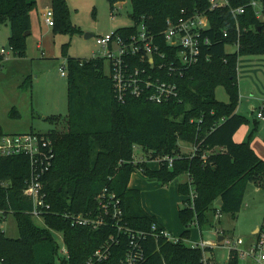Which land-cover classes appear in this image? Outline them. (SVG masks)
Wrapping results in <instances>:
<instances>
[{"label": "trees", "instance_id": "trees-1", "mask_svg": "<svg viewBox=\"0 0 264 264\" xmlns=\"http://www.w3.org/2000/svg\"><path fill=\"white\" fill-rule=\"evenodd\" d=\"M118 1L107 0L110 12ZM128 1L134 25L113 31L126 34L142 22L151 33L159 35L166 18L179 17L182 9L201 10L208 18L206 34L211 44L196 63L169 76L178 86V97L162 103L137 97L119 102L104 72V58L67 57L66 129L46 133L53 141L54 158L43 176L50 204L41 216L43 226L32 220V202L25 192L27 157L0 155V212H12L19 230L17 238L0 230V264H55L56 258L61 264H86L108 236L116 234V227L106 225L92 230L71 225L62 214L97 209L96 196L104 187L120 198L122 220L129 228L148 230L155 223L163 229L142 207L140 190L128 186L136 168L161 184L179 174L187 175V180L177 186V191L186 196L178 208L183 230L176 241L161 235L148 236L143 242L144 264H205L206 248L191 247L185 241L190 236V225L196 221L202 230L210 209L216 214L236 215L249 183L264 189V159L250 145L253 129L244 140L233 139L235 131L248 120L236 112L238 59L241 55L264 54V20L256 17L248 0H230L228 6L216 9H208V0ZM260 2L264 4V0ZM239 5H244V11L234 16L231 8ZM35 6L36 0H0V25L9 24L8 45L16 56L25 55L30 11ZM51 9L54 32H80L69 18L66 0H51ZM157 41L161 49H167L160 39ZM228 44L236 45L235 51H226ZM1 61L2 57L0 66ZM164 77H168L166 73ZM219 85L224 87L228 101L216 98L215 88ZM181 143L191 150H185ZM135 146L148 158H158V167L151 169L145 161H135ZM166 156L173 158L170 166ZM190 190L195 194L192 199L188 196ZM218 198L222 199L220 206L215 205ZM55 233H60L62 245ZM118 238L111 255L92 264H118L128 237L120 232ZM217 264H239L237 249L231 248L228 259Z\"/></svg>", "mask_w": 264, "mask_h": 264}, {"label": "rangeland", "instance_id": "rangeland-1", "mask_svg": "<svg viewBox=\"0 0 264 264\" xmlns=\"http://www.w3.org/2000/svg\"><path fill=\"white\" fill-rule=\"evenodd\" d=\"M69 18L79 27L80 32L68 33L53 31L42 39V49H37L35 36H31L24 56H16L8 45V39L0 34V48L6 49L0 66V127L6 133H23L34 131L47 133L56 129H66L67 113V75H62L60 67H66L67 57L89 58L99 50L95 43V35L105 34L115 28L131 26L134 22L130 16L131 5L128 0L116 2L113 13L107 0H71L68 3ZM8 27L9 24H7ZM5 24L1 27L4 28ZM46 29V28H45ZM93 34L86 37V33ZM236 45H226V51H235ZM39 54V55H38ZM254 55V54H253ZM261 55V54H255ZM246 56L242 55L241 57ZM65 72L67 69L65 68ZM104 72L108 75V61L104 62ZM25 84V85H24ZM215 96L222 101H228V95L223 86L215 88ZM52 115L61 117L53 120ZM182 146L186 144L181 143ZM134 159L145 161L151 169L157 168L159 159L148 158V155L138 146L133 148ZM186 180L185 174H179L167 184H161L154 178L144 175L140 169H135L129 178L131 186H137L145 203L150 204L157 212L164 215L173 230L183 225L178 216V208L183 206V196L177 191L180 182ZM183 198V199H182ZM176 210L174 211V209ZM207 221L201 232L203 239L213 242V249H205V262L214 264L223 260L230 246L236 243V248L242 250L238 261L249 254L256 239L255 229L264 222V189L249 183L243 197V203L236 215L230 212L216 214L213 209L206 212ZM38 226H43V219L32 216ZM0 230L10 238L19 234L16 217L12 212L1 214ZM177 232L176 234H178ZM56 239L62 245L60 233H55ZM200 230L194 221L190 225V236L187 241H198ZM222 237L219 239V237ZM237 241L239 243H237ZM188 243V242H187ZM63 253V251H62ZM64 254V253H63ZM245 254V255H244ZM239 261V264H241ZM55 264H61L58 258Z\"/></svg>", "mask_w": 264, "mask_h": 264}, {"label": "built area", "instance_id": "built-area-1", "mask_svg": "<svg viewBox=\"0 0 264 264\" xmlns=\"http://www.w3.org/2000/svg\"><path fill=\"white\" fill-rule=\"evenodd\" d=\"M229 2L230 0H208V9L228 6ZM247 4L253 8L257 18L264 20V4L260 0H248ZM243 11L244 5L231 8L234 16ZM44 20L48 25H53L52 9L45 11ZM208 27L209 22L205 11L189 12L182 9L179 17L166 18L159 35L151 33L142 22L136 24L134 31L126 34L111 31L95 35V43L99 46V50L93 52L91 57H101L108 61V77L117 101L125 102L128 97H137L151 103H162L178 97V86L169 76L180 73L183 68L196 63L203 49L211 44V39L206 34ZM158 39L167 45V49H161ZM6 52V49L1 47L0 58ZM65 68L60 67L62 75H67ZM165 73L168 76L166 78ZM255 115L264 120V111H257ZM17 154L25 155L28 159L29 175L25 192L32 202L31 213L41 217L50 209L43 176L53 162V141L46 133L34 131L1 133L0 155ZM165 158L170 166L173 158L170 156ZM194 195V192L190 190L188 196L192 199ZM96 201L97 209L88 210L85 213L64 212L62 214L69 219L71 225L86 226L92 230L106 225H109V228L116 227V234L111 233L106 241L93 252L86 264L107 259L111 255L112 248L119 243L120 232L127 235L128 244L118 264H144L143 242L148 236L156 238L161 235L169 241L178 240V236L170 234L165 228L158 229L155 223H152L148 230L135 231L129 228L122 220L123 209L120 198L107 187L97 194ZM217 214L220 215L219 212ZM257 235L247 255H253L256 257L255 260L264 264V222L258 228ZM185 241L191 247L201 249L213 245V242L206 239L198 241L186 239ZM231 248H236V243L232 244ZM62 251L66 252L65 248H62ZM242 253V250L238 251L239 256Z\"/></svg>", "mask_w": 264, "mask_h": 264}, {"label": "crops", "instance_id": "crops-1", "mask_svg": "<svg viewBox=\"0 0 264 264\" xmlns=\"http://www.w3.org/2000/svg\"><path fill=\"white\" fill-rule=\"evenodd\" d=\"M79 1L82 2V0ZM66 2L68 6V3H70L71 0H66ZM47 9H51V0H36V6L30 11V30L26 38V49L28 47L29 40L32 35L36 37L35 43L37 49H42L43 37L51 34L52 29L50 28V25H48L44 20V13ZM0 34L3 35V38L8 39V36L10 34V27H8V25L5 24L4 28H2L0 25ZM92 35L93 34L87 32L85 36L90 37ZM241 56L238 59V67H237V86H238L239 99L236 107V112L246 116L248 120L247 122L241 124L239 128L235 131V133L233 134V139L237 142H240L245 138H247L249 132L253 129L250 145L252 149L255 151V153L258 156H260L262 159H264V120L257 118L255 115L257 111L260 110L264 111V54L246 55L243 57ZM184 149L191 150V147L185 146ZM186 180H187V175H186ZM128 186L133 188H138L137 186H131L129 182H128ZM183 196L185 195H182V197ZM140 202L142 207L148 213L156 217L157 221L165 228L166 231H168L170 234L176 237L179 236L181 231L180 227H178V229L176 230H173L176 232H172L171 230L173 229V227L165 218V216L157 212L150 204L145 203L143 194L141 196V191H140ZM175 210L176 208L174 209V211ZM177 232L179 233L176 234ZM254 232L258 233V227L255 229ZM199 239H203L201 230H200ZM207 248L213 249L212 247H206V249ZM237 249L238 251H241L239 248ZM228 254L229 252L225 254L223 260H220L219 262L216 261L214 262V264L225 262L228 259ZM239 261H241V258L239 259ZM240 263L262 264L261 262L255 260V258L253 257H247V258L245 257L244 259H242ZM205 264H209V262L206 261Z\"/></svg>", "mask_w": 264, "mask_h": 264}, {"label": "water", "instance_id": "water-1", "mask_svg": "<svg viewBox=\"0 0 264 264\" xmlns=\"http://www.w3.org/2000/svg\"><path fill=\"white\" fill-rule=\"evenodd\" d=\"M29 33V30L26 31V34ZM222 204V199L221 198H218L216 201H215V205L216 206H220ZM222 237L220 236L219 239H221Z\"/></svg>", "mask_w": 264, "mask_h": 264}]
</instances>
